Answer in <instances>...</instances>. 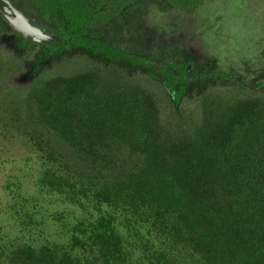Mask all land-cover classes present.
<instances>
[{
	"label": "rangeland",
	"instance_id": "1",
	"mask_svg": "<svg viewBox=\"0 0 264 264\" xmlns=\"http://www.w3.org/2000/svg\"><path fill=\"white\" fill-rule=\"evenodd\" d=\"M9 1L29 20L47 25L30 0ZM90 34L152 66L131 68L85 49L45 53L40 45L25 46L0 16V239L6 247L72 250V237L85 240L90 224L109 212L117 217L129 264H158L161 252L179 263H197L189 247L165 237L152 218L106 205L100 212L87 189L91 167L43 124L39 102L48 81L96 71L106 85L131 84L153 96L162 143L198 141L237 102L264 94V0H205L193 10L145 0ZM172 62L187 69L188 80L169 87L161 69ZM52 175L69 184L57 190Z\"/></svg>",
	"mask_w": 264,
	"mask_h": 264
},
{
	"label": "trees",
	"instance_id": "2",
	"mask_svg": "<svg viewBox=\"0 0 264 264\" xmlns=\"http://www.w3.org/2000/svg\"><path fill=\"white\" fill-rule=\"evenodd\" d=\"M30 1L61 35L54 46H41L43 52L85 49L108 61H127L131 68L150 65L90 34L145 0ZM162 1L181 10L205 2ZM186 73L175 64L161 69L170 87L186 82ZM39 109L43 124L91 167L87 189L100 212L106 205L152 218L153 227L163 228L160 233L194 253L197 263L188 264H264V94L237 102L198 141L177 145L162 143L150 93L121 82L106 85L96 71L48 81ZM52 179L57 190L69 184L55 175ZM67 187L74 193L73 184ZM116 221L109 212L101 214L83 233L85 240L72 237V250L6 247L0 239V264H129ZM157 257L158 264H183L165 252Z\"/></svg>",
	"mask_w": 264,
	"mask_h": 264
},
{
	"label": "water",
	"instance_id": "3",
	"mask_svg": "<svg viewBox=\"0 0 264 264\" xmlns=\"http://www.w3.org/2000/svg\"><path fill=\"white\" fill-rule=\"evenodd\" d=\"M0 16L6 21L12 30L27 37L29 39L27 42L34 41L39 44H44L53 40H50L53 30L47 22L46 26L34 23L23 15L21 11L15 8L8 0H0ZM54 39L61 41V36L57 34Z\"/></svg>",
	"mask_w": 264,
	"mask_h": 264
},
{
	"label": "flooded vegetation",
	"instance_id": "4",
	"mask_svg": "<svg viewBox=\"0 0 264 264\" xmlns=\"http://www.w3.org/2000/svg\"><path fill=\"white\" fill-rule=\"evenodd\" d=\"M9 1V0H8ZM10 2V1H9ZM11 3V2H10ZM12 4V3H11ZM14 6V5H13ZM15 8H17L16 6H14ZM199 8V7H198ZM19 11H21L19 8H17ZM22 12V11H21ZM23 13V12H22ZM23 15H25L24 13H23ZM26 16V15H25ZM27 17V16H26ZM28 18V17H27ZM52 27V26H51ZM11 28V27H10ZM52 34H54V36L55 35H60L56 30H55V28H54V26L52 27ZM13 32H14V34H17L19 37H21V38H23V40L25 41V43L27 44V45H40V46H43V45H50V46H54L57 42H59L58 40H56V39H54L53 40V42L52 41H50L49 43H37V42H34V41H29V42H27L29 39L27 38V37H25V36H23L21 33H19V32H15L14 30H12ZM61 36V35H60ZM100 58H103V57H100ZM103 59H105V58H103ZM105 60H107V59H105ZM147 61V60H146ZM113 62V61H112ZM149 64H150V62L149 61H147ZM172 64H175V65H177V67H183L182 65H180L179 63H168L167 65H166V67H170V65H172ZM130 65V64H129ZM131 66V65H130ZM150 66H152V65H149L148 67H150ZM165 67V66H164ZM166 78V77H165ZM166 82V81H165ZM167 84V83H166ZM168 85V84H167ZM166 85V86H167ZM169 86V85H168ZM167 86V87H168ZM170 87V86H169ZM169 89V88H168Z\"/></svg>",
	"mask_w": 264,
	"mask_h": 264
}]
</instances>
